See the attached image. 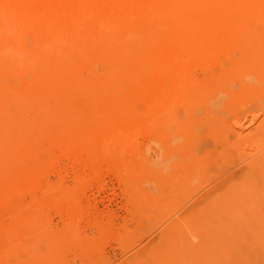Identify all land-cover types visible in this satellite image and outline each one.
Masks as SVG:
<instances>
[{"label":"rangeland","instance_id":"obj_1","mask_svg":"<svg viewBox=\"0 0 264 264\" xmlns=\"http://www.w3.org/2000/svg\"><path fill=\"white\" fill-rule=\"evenodd\" d=\"M100 1H102L101 4ZM123 6V0H0V39L5 40L1 42L2 44L0 43L2 45L0 46V72H2L0 74V264L4 260H7L4 261L5 264L10 260L13 263L19 258H22L20 264L37 263V260H34L36 258L41 261L37 264H264V176L254 177V183H248L251 179H249V172L254 167L246 166L251 158H255L253 152L258 147L264 153V130L260 131L262 138L258 130V124L264 118L263 75H257L251 71L249 75L243 72L233 76L229 80L231 86L229 90L215 91L212 100L197 107L194 112L196 118L187 123L190 128L188 129H192L189 133L191 137L188 136L186 139L184 136H174L175 138L172 137L173 135L170 136L172 141L170 146L189 145L190 142L191 149L203 147L200 154L204 155L210 151L209 155L213 153L214 148L209 147L211 144H217L214 142L219 140L217 149H221L220 156L225 152L223 149L231 151L228 152L230 156L223 155L219 159L220 153L216 149L215 152L219 153L218 156L215 153L217 157L215 159L219 160L217 164L213 163L212 167L209 164V168L212 169L208 170L207 167V171L204 169L205 173H200L198 171L202 170H198L196 178L186 182L182 171L184 157L179 154L178 149L175 151V146L174 149L172 148L173 154L171 151V154L167 153L165 150L167 138L165 142L160 141L153 132H150L152 130L145 120L158 107L159 97L163 96V93L169 94L170 90V94L173 93V79L168 78L163 81L164 83L155 85L150 82L145 84L141 82L142 76L140 79L139 75H132L126 69H121L124 63L140 73L146 68L142 58L134 61L124 53L128 47H132L131 35L141 36L143 30L118 34L114 29L107 28L109 21L115 20L116 15L125 10ZM162 9L161 3L155 4L152 7V13L158 16ZM61 15L63 18L60 17ZM14 18L16 20L19 18L17 22L15 21L17 24L20 21L19 26L13 21ZM105 20H107L106 24ZM150 22L143 20L145 26H148ZM93 23L96 24V30ZM189 23L197 25L201 22L192 20ZM41 25L45 30L40 27L39 35H34ZM103 26L106 27L105 30ZM11 27L14 28V32ZM261 29L263 27L258 24L249 27V31L252 32L250 36L253 35L251 38L253 42L247 43L249 46L252 45L250 47L255 48L257 45L259 48H264V41H262L264 39L256 34L263 33L264 29L263 31ZM10 30L16 39L12 33L9 34ZM98 33L105 36L104 39H118L115 44L105 43L108 51L119 54L117 61L115 60L111 65H103L98 60L93 65L94 69L90 65L82 66L76 78L70 73H60L59 76H55L54 69L67 66L78 53L102 49L103 43L101 47L100 45L93 47L94 42L91 41L92 34ZM4 34H6L5 38ZM11 37L14 38L12 41ZM259 37L260 41H258ZM12 42L15 46L18 44V47L14 49L11 45L12 49L6 48V43L13 44ZM233 48L237 51L239 47ZM238 51L235 53L231 50V56L234 59L246 58L243 49L239 48ZM233 52L234 55H232ZM173 53L171 51L168 56H173ZM7 54L8 56L11 54L10 57L13 56V58L18 54L19 65L15 66L16 72L22 73L18 78V74L12 70L15 68L13 63L9 66L5 62ZM219 55H217L219 59L211 60H216L214 62L217 63L210 61L211 63H206L209 64L208 66L200 65V63L194 65L188 78L193 82L201 83L204 79L210 78L211 74L219 73L223 65L220 64L221 60L225 65V62H230L231 58L224 54L223 58L227 56L228 58L221 59L222 56ZM43 60L44 65H41L39 69L36 63ZM47 60H49L48 63ZM61 61L66 63H60ZM261 61L264 64V58H261ZM251 62L247 60L245 65L255 67L256 65ZM60 69L59 71L62 72L64 68ZM127 75L130 77L128 78ZM59 77H61L60 82ZM126 79L128 81L132 79V83L140 85L135 87V90H133L134 85L130 89H121L115 99L107 95L105 91L99 90L102 92L99 94L96 90L98 87L101 88V84L111 86ZM182 79L186 80V78ZM46 81L49 82L48 85L52 84L56 91L61 90L65 82L67 86L63 85L61 90L64 94L52 89L28 88L30 85L43 84ZM62 81H64L63 84H60ZM99 81L102 83L100 84ZM53 82L56 87L58 86L57 88H54ZM66 87H69V92ZM66 91L72 94L65 95ZM153 92L157 97H152L155 96ZM148 95L152 98L151 100L154 99L153 102L158 101V103L156 105L150 103ZM60 96H63L65 103L63 99L60 100ZM127 97L130 98L129 101ZM116 99L117 101H114ZM120 102L123 107L120 106ZM110 106L113 111L110 110ZM174 111L172 108V114L176 119L180 120L179 122H185L184 116L186 117L187 109L179 104L175 105ZM70 112L73 113L74 118L70 117ZM91 112L94 116L100 113L98 119L97 116L94 119ZM112 116L114 118L111 119ZM105 120L108 121H106L107 124L104 123ZM114 121L118 124L124 123L125 128L129 125L125 130L126 134H122L124 136L117 134L109 127L110 123L116 124ZM215 123L216 126H214ZM217 123H221L219 124L221 131L217 128L219 127ZM170 124L169 130L174 131L173 123ZM101 125L104 126V130L106 128L104 132L108 130L113 137L115 136V142L118 145L114 144L115 150H111L113 148L110 140L107 143L102 142L103 147L100 146L99 150L98 143L95 147L94 143L90 142L92 140L87 142V138L89 136L90 139L93 138L94 131L100 129ZM231 127L236 131L231 129L230 132L238 131L242 136L248 133V130L253 131L251 129L254 127L258 130L256 133H260L259 139L256 133L248 134V136H254L250 138L253 143L255 139L256 141L262 139L260 145L256 142L258 147L250 144L251 148L244 142L249 139L246 137L247 134L245 138L242 137L244 139L242 141V138L235 137L239 136L238 132L235 133L236 135L233 133L228 135L229 138L233 135L235 139V142H232L230 138L231 143L236 146L242 141L246 148L233 145L231 149L228 147L229 144L221 145L226 140L227 143L229 142L227 134ZM222 128L226 132H223ZM213 130L217 131L216 135ZM221 132L227 133L224 135L227 136L225 139H222L224 138L222 136L218 137L222 134ZM214 135L217 136L216 140ZM250 139L248 141L251 142ZM239 140L240 142L237 143L236 141ZM194 141L199 147L194 144ZM201 141L209 146L201 145ZM188 145L185 146L187 151ZM204 145L209 149L206 147L207 150ZM118 147L128 148L123 155ZM98 151L101 153L99 154ZM193 151H189L191 152L189 155L195 159ZM250 152L253 153L252 157ZM261 152L258 153L261 155ZM215 154H213L214 157ZM212 156L210 155L209 158ZM255 156L256 159L260 157ZM122 161L131 165L127 167L124 163L122 164ZM255 161L253 160L252 164ZM172 180L178 183H170ZM251 181L253 182V179ZM232 197L233 200H231ZM40 242L42 244L38 245ZM37 245L40 246V252L43 255L40 253L35 255L34 252H37L39 248L35 249L34 255L31 254L30 249ZM28 250L32 256L28 258L32 259L31 262L27 259L29 263L26 260ZM48 256H52L51 259L54 260L50 261Z\"/></svg>","mask_w":264,"mask_h":264},{"label":"bare ground","instance_id":"obj_2","mask_svg":"<svg viewBox=\"0 0 264 264\" xmlns=\"http://www.w3.org/2000/svg\"><path fill=\"white\" fill-rule=\"evenodd\" d=\"M15 1V0H14ZM134 1H136V2H134ZM60 2V1H59ZM70 2V1H69ZM93 2V1H92ZM92 2H91V4H92ZM101 2L102 1H100V4H101ZM95 3V2H94ZM107 3V2H106ZM162 4V7H163V9H162V12H161V14H159L158 16H156V15H154V13H152V7L155 5V4ZM69 4V3H68ZM96 4V3H95ZM73 5V4H72ZM71 5V6H72ZM123 7H124V11H122V13H118V15H116V18H115V20H110L109 21V24L107 25V28H111V30L112 29H114L115 30V32H117L118 34H128V33H133V32H135V30H143L142 32H143V34L141 35V36H136L135 35V37L133 36V35H131L132 36V47H128V45H127V51H125L124 53L126 54V56L127 57H129L130 59H132V60H138V58H142V62L143 63H145V65H146V68H144V72H142V73H140V72H137V70L135 69V68H133V67H131V66H129V65H127V63L124 65V64H122V67H121V69L122 68H124V69H126V71H128V72H130L132 75L133 74H137V76L139 75V77H140V79H141V76L143 77L142 78V80H141V82L143 81V83H147V82H150V83H153L154 85L155 84H160V82H163L164 80H166V79H170V78H172L173 79V82H172V84L174 85V87L173 86H171V87H173V93L172 94H170L171 93V90H170V92H169V94L168 93H163L164 95L163 96H160L159 98V105L157 104L158 103V101H157V103H155V102H153L154 101V99L153 100H151L152 98L150 97V95H148V97L150 98V103L152 102L153 104H157V108L154 110V111H150L151 113L149 114V116L147 117V119H145L146 120V123L148 124V126H150V128H151V130L152 131H150V132H153L154 133V135L157 137V138H159L160 139V141L161 140H163L164 142H165V139L167 138V141L165 142V144L167 143V145H166V147H165V150L167 151V153L169 152L170 154H171V152H172V148L174 147L175 148V151H176V149H178V151H179V154L180 155H182L183 157H184V165H183V168H182V171H183V179H184V181H186L187 182V180L188 181H192V180H194L195 178H196V174L198 173V172H200V173H205L206 171H207V167H208V170H210V169H212V168H209V166L211 165V167H212V165H214V164H217V162L219 161H217L216 159H217V157H216V154H217V156H218V154L220 153V150L219 149H217V144H218V142H220V140H219V138H218V140L219 141H216V142H214V143H217V144H211L212 146H214V147H212L211 145H210V149H212V148H214V152L213 153H211L210 155L212 156L213 154H215V157H214V155L211 157V158H209L210 157V155H209V153L211 152H209L208 154L207 153H205L206 155H204V154H200V151H201V153H202V150H203V147H202V149H194V148H192L191 149V147H189L190 146V142H189V145L188 144H186V145H188V151H187V149H186V145L185 144H183V145H179V144H177V145H174L173 147L172 146H170V144H171V135H173L172 137H174V136H184V138L186 137V139H187V137L188 136H190L191 137V135H189V133H190V131L192 130H189L190 128H189V126H188V122L190 121H192L193 120V118L195 117L196 118V116L194 115V112L197 110V107L200 105V104H202V103H205V102H208V101H210V100H212L214 97H213V95H214V93H215V91H218V90H221V92L222 91H227V90H229V88H231V86H230V84H229V80L233 77V76H236V75H238L239 73H243V72H246V74H250V73H256L257 75H263V77H264V64H262V61H261V58H264V48H259V47H257V45H256V47L254 48V47H250V46H252V45H248L249 43V41H252L251 40V38H252V36H250L251 34H252V32L251 31H249V27L251 26V25H257L258 24V26H261V27H263V29H264V0H129V1H127V0H123ZM89 6V5H88ZM102 6V5H101ZM159 6V5H158ZM157 6V7H158ZM92 7H94V6H92ZM92 7H87L88 9H90V8H92ZM160 8V7H159ZM87 9V10H88ZM94 10H96L95 8H93ZM161 9V8H160ZM57 10V9H56ZM65 10V9H64ZM91 11V10H90ZM154 12V11H153ZM155 12H156V10H155ZM66 13V12H65ZM33 15V14H32ZM1 17V16H0ZM60 17H62V15L60 16ZM26 18V17H25ZM63 18V17H62ZM83 18H84V16H83ZM90 18V17H89ZM15 20H13L14 22L16 21L17 22V20L19 19V18H17V20H16V18H14ZM5 20V19H4ZM59 20H61V19H59ZM58 20V21H59ZM78 20V19H77ZM84 20H87V19H84ZM143 20L145 21V20H147V22H149V21H151L150 22V24L148 25V26H145L144 24H143ZM192 20H197V21H199V22H201L200 24H197V25H194V24H192V23H189V22H191ZM10 21L11 22H13L11 19H10ZM10 21H5V22H10ZM64 21H65V19H64ZM83 21V20H82ZM88 21V20H87ZM92 21H94V20H92ZM15 22V24L16 25H18L19 24V22H18V24ZM54 22H56V20L54 19ZM86 22V21H85ZM102 22V21H101ZM105 22V24H106V22H107V20H105L104 21ZM53 23V22H52ZM59 23H61V21L59 22ZM86 23H88V22H86ZM97 23V25H98V21L96 22ZM10 24V23H9ZM83 24V23H82ZM82 24H81V26H82ZM95 23H93V25H94ZM104 24V23H103ZM85 25H87V24H85ZM91 25H92V23H91ZM10 26V25H9ZM19 26V25H18ZM80 26V27H81ZM84 26V25H83ZM90 26V25H89ZM106 26V25H105ZM105 26H103V27H105ZM13 27V26H12ZM11 27V28H12ZM28 27V26H27ZM40 27H43L42 25L41 26H39L37 29H36V31H35V34L34 35H39V32H40V30H41V28ZM55 27V26H54ZM79 27V26H78ZM79 27V28H80ZM95 27H96V24H95V26H94V29H95ZM19 28V27H18ZM21 28V27H20ZM25 28V27H24ZM86 28V27H85ZM85 28H84V32H85ZM92 29H93V27H91ZM99 28H100V25H99ZM7 29V28H6ZM91 29V32L93 31ZM96 29H97V27H96ZM95 29V30H96ZM104 30L106 29V27L105 28H103ZM251 29V28H250ZM263 29H261L262 31H263ZM12 30H13V32H14V28H12ZM12 30H10L11 32L9 33V34H11L12 33ZM22 31H23V29H21ZM43 30H45V28L43 27ZM82 30V29H81ZM99 31H100V29H98ZM151 30H153V32H150ZM252 30V29H251ZM7 31H8V29H7ZM83 31V30H82ZM155 31V32H154ZM254 31H256V30H254ZM253 31V32H254ZM16 32V31H15ZM26 32V31H25ZM101 32V31H100ZM257 32V31H256ZM1 33H2V31H1ZM5 33V32H4ZM90 33V32H89ZM97 33V32H96ZM108 33V32H107ZM139 33V32H138ZM151 33V34H150ZM16 34V33H15ZM25 34V33H24ZM24 34H23V36H24ZM117 34V35H118ZM256 34H258V36H260L262 39H264V31H263V33H256ZM5 36H4V38L6 37V34H4ZM14 34L12 33V36H13ZM26 35V34H25ZM96 35V34H95ZM94 34H92V37H91V41H93L94 42V45H93V47H96V46H99L100 45V47H101V44L103 43V45L104 46H102L103 48L102 49H99V51H91V50H88L89 52H83V53H78L76 56H75V58L67 65V66H65V67H60L61 69L62 68H64V69H62V72L61 71H59V69L58 68H56V70L54 69V71H55V76L56 75H60V73L61 74H65V73H67V74H72L73 76L72 77H77V75H78V71H80L79 69H81V67L83 66V67H85L86 65L88 66V65H90V67L92 68V69H94V67H93V65H94V63L96 64V62L99 60V62L100 63H102L103 65H111V64H113L114 62H115V60L117 61V57L119 56V54L118 53H116V52H114V51H108V47H106L107 46V44H105V43H116L117 41H118V39H115V38H113V39H110V38H108V39H104L103 37H105V36H102V34L100 33H98L96 36H95ZM11 36V35H10ZM17 36H19V34L17 35ZM33 36V35H32ZM83 36V35H82ZM256 36V35H255ZM2 37V36H1ZM14 37V36H13ZM27 37V36H26ZM25 37V38H26ZM34 37H36V36H34ZM83 37H85V36H83ZM260 37H259V39H258V41H260ZM15 38V37H14ZM13 38V39H14ZM21 38H22V36H21ZM24 38V37H23ZM29 38V37H28ZM28 38H27V40H28ZM106 38V37H105ZM12 39V37H11V41L13 40ZM16 39V38H15ZM33 39V38H32ZM78 39V38H77ZM86 39V38H85ZM255 39V38H254ZM0 40H2V41H0V43L1 42H4L5 40H3V38H1ZM131 40V39H130ZM11 41H10V39H9V42L11 43ZM15 41V40H14ZM43 41V40H42ZM262 41H264V40H262ZM8 42V41H7ZM24 42H26V41H24ZM29 42V41H28ZM28 42H27V44H28ZM253 42V41H252ZM256 42H257V40H256ZM13 44H7L6 43V48L8 47V49H12V47H11V45L12 46H14L13 48L15 49V47L17 48L18 47V44H17V46H15L14 45V42H12ZM16 43H17V41H16ZM15 43V44H16ZM64 43V42H63ZM62 43V44H63ZM248 43V44H247ZM2 44V43H1ZM62 44H61V46H62ZM92 44V43H91ZM9 45V46H8ZM40 45V44H39ZM60 45V44H59ZM112 45V44H111ZM0 46H2V45H0ZM65 46H67V45H65ZM233 47H236V49H237V47H239V48H241V50L243 49V51H244V53L246 54V58H244V59H234L233 58V56H231V50L232 51H235V53L238 51V49H237V51L236 50H234V48ZM31 48V47H30ZM61 48V47H60ZM19 49V48H18ZM21 49V48H20ZM19 49V50H20ZM32 49V48H31ZM3 50H4V47H3ZM0 51H1V49H0ZM6 51V50H5ZM86 51V50H85ZM174 52L172 55L173 56H168V53L170 54V52ZM240 51V50H239ZM238 51V52H239ZM13 52V51H12ZM15 52V51H14ZM13 52V53H14ZM16 52H18V50H16ZM242 52V51H241ZM13 53H11L12 55H14ZM20 53V52H19ZM244 53H242V54H244ZM10 54V55H11ZM219 54H221V56L222 55H224V54H226V55H228V56H230L231 58H230V62H225V65H224V63H222V60H221V62H220V64L222 65V67H221V71L219 72V73H213V74H211V77L210 78H206V79H204L203 80V82H201V83H197V82H193V80H191V79H189L188 77H189V75L191 74V72H192V67L194 66V65H197L198 63H200V65L202 64H206L207 62L208 63H211V62H213V63H217V62H214V61H216V60H214V61H211V60H213V59H219L218 57H217V55H219ZM244 54V55H245ZM5 55V54H4ZM10 55L8 56V54H7V56H6V63L7 64H9V66L11 65V63H13V65H14V67L16 66L17 67V65H19V57H18V54H16L15 55V58H13V56H11L10 57ZM225 55V56H226ZM232 55H234V52H233V54ZM243 55V56H244ZM0 56H1V54H0ZM22 56V55H21ZM72 56H74V54L72 55ZM93 56V57H92ZM220 56V55H219ZM228 56L227 57H224L225 59L226 58H228ZM10 57V58H9ZM69 57V56H68ZM215 57H217V58H215ZM250 57V58H249ZM1 58V57H0ZM49 58H51V56L49 57ZM48 58V59H49ZM52 58H53V56H52ZM223 58V56H222V58L221 59H224ZM29 59V58H28ZM28 59H27V61H28ZM2 60H4V59H2ZM50 60H52V59H50ZM61 60H62V58H61ZM75 60V61H74ZM129 60V59H128ZM247 60H249V61H252L251 63H254L256 66L254 67H248V65L246 66L245 65V63L247 62ZM32 60H30V62H31ZM48 61L49 60H47V63H48ZM53 61V60H52ZM68 61V60H67ZM211 61V62H210ZM226 61H228V60H226ZM38 62V61H37ZM54 62H56V59H54ZM65 61H61L60 63H64ZM219 62V61H218ZM0 63H1V61H0ZM36 63V62H35ZM44 63V60L43 61H40L39 63H36L38 66V68L40 69V66L41 65H44L43 64ZM66 63V62H65ZM228 65H227V64ZM21 64V63H20ZM36 64H35V66H36ZM57 64V63H56ZM46 65V64H45ZM127 65V66H126ZM199 65V64H198ZM207 66L209 65V64H206ZM205 65V66H206ZM212 65V64H211ZM227 65V66H226ZM8 65H7V67H9ZM120 66V65H119ZM13 67V66H12ZM13 67V68H14ZM16 67L14 68V69H12V70H14L13 72H16L17 71V69H16ZM19 68H20V66H18ZM47 67V66H46ZM135 67V66H134ZM195 67V66H194ZM28 68V67H27ZM16 69V70H15ZM60 69V70H61ZM1 70V69H0ZM10 70V69H9ZM23 69L21 68V71H22ZM27 70V69H26ZM33 70V69H32ZM117 71V70H116ZM252 71V72H251ZM19 72V71H18ZM42 72V71H41ZM2 72H0V74H1ZM17 73V72H16ZM21 73V72H20ZM20 73H17L18 74V76H17V78L19 77V74ZM93 73H95V72H93ZM212 73V72H211ZM15 74V73H14ZM22 74V73H21ZM9 75H10V73H9ZM51 75V74H50ZM94 75V74H93ZM130 75V74H129ZM12 76V75H11ZM40 76V75H39ZM99 76V75H98ZM98 76H96L95 75V77H98ZM128 76V75H127ZM136 76V77H137ZM68 77H70V76H68ZM71 77V78H72ZM100 77V76H99ZM130 76H128V78H129ZM134 77H135V75H134ZM16 78V79H17ZM54 78V77H53ZM64 78V77H63ZM125 78V77H124ZM123 78V79H124ZM138 78V77H137ZM182 78H186V80H183ZM50 79H52V78H50ZM54 79H56V78H54ZM59 79H60V81H61V77H59L58 78V81H59ZM65 79H66V76H65ZM65 79H64V81H65ZM73 79V78H72ZM78 79V78H77ZM98 79V78H97ZM118 79V78H117ZM133 79V78H132ZM131 79V80H132ZM45 80V79H44ZM63 80V79H62ZM71 80V79H70ZM128 81V79H126V80H124V81H121V82H119V83H114V85H111V86H105L104 84H101L100 83V81H99V83L101 84V88H95L96 90H98V92H99V90H102V92L103 91H105V93L107 94V95H109V96H111V97H113L114 99L117 97V93L121 90V89H125V88H132V86L134 85V89L133 90H135L136 88L135 87H137L138 85H140V84H137V85H135L134 84V82L132 83V81ZM136 80V79H135ZM188 80V81H187ZM259 80V79H258ZM14 81V80H13ZM52 81V80H51ZM57 80H55V82H56ZM59 81V82H60ZM64 81H62L60 84H63V82ZM77 81H79V79L77 80ZM137 81V80H136ZM66 82V81H65ZM64 82V84L63 85H65L66 83ZM72 81H70V83H71ZM118 82V81H117ZM16 83H17V81H16ZM15 83V84H16ZM24 83V82H23ZM48 83L49 82H45V83H41V84H34V85H30L28 88H30V89H32V88H43V89H52L53 91H56L55 89H53V86H52V84H49L48 85ZM52 83V82H51ZM54 83V82H53ZM69 83V82H68ZM77 83V82H76ZM80 83V82H79ZM105 83V82H104ZM111 83V82H110ZM143 83H141V85H143ZM164 83V82H163ZM59 84V85H60ZM107 84V83H106ZM62 85V86H63ZM69 85V84H68ZM74 85V84H73ZM72 85V86H73ZM96 85V84H95ZM153 85V87L154 88H156L155 86ZM259 85V84H258ZM13 86V85H12ZM62 86H61V90H62ZM65 86H67V85H65ZM70 86V85H69ZM71 86V87H72ZM86 86V85H85ZM88 86V85H87ZM98 86V85H97ZM144 86V85H143ZM160 86V85H159ZM159 86H157V87H159ZM56 87V85H55V83H54V88ZM58 87V86H57ZM56 87V88H57ZM60 87V86H59ZM71 87H70V89H71ZM73 87H75V86H73ZM73 87H72V89H73ZM88 87H90V86H88ZM152 87V86H151ZM164 87V86H163ZM169 87V86H168ZM20 88V87H19ZM18 88V89H19ZM67 88V87H66ZM144 88H146V87H144ZM166 88V87H165ZM170 88V87H169ZM256 88H259V87H257L256 86ZM22 89H24V88H22ZM71 89V90H72ZM91 89H92V87H91ZM90 89V90H91ZM153 89V88H152ZM158 89H160V87L158 88ZM168 89V88H167ZM20 90V89H19ZM51 90V91H52ZM61 90H59V91H61ZM67 90H68V92H69V87L67 88ZM70 90V91H71ZM75 90H78V89H76L75 88ZM89 90V91H90ZM154 90V89H153ZM161 90V89H160ZM166 90V89H165ZM261 90V89H260ZM263 90V89H262ZM59 91H56V92H59ZM64 91V90H63ZM79 91H80V89H79ZM152 91V90H151ZM162 91V90H161ZM48 92H50V90L48 91ZM67 91H66V93H65V95H70V94H72V93H68ZM77 92V91H76ZM92 92V91H91ZM95 92V91H94ZM93 92V93H94ZM101 91L99 92V94L100 93H102ZM125 92V91H124ZM128 92L130 93V91L128 90ZM165 92V91H164ZM17 93H19V92H17ZM61 93H62V91H61ZM68 93V94H67ZM87 93V92H86ZM85 93V94H86ZM89 93V92H88ZM128 93V94H129ZM134 93H135V91H134ZM133 93V94H134ZM154 93V92H153ZM152 93V94H153ZM155 93H157L156 91H155ZM155 93L153 94V95H155ZM159 93H162V92H159ZM59 94V93H58ZM62 94H64V93H62ZM95 94V93H94ZM98 94V93H97ZM96 94V95H97ZM98 94V95H99ZM127 94V95H128ZM65 95H63L64 97H65ZM68 95V96H69ZM87 95V94H86ZM104 95V94H103ZM1 96V95H0ZM63 96H60L61 98H60V100H64V103H65V99L63 98ZM88 96V95H87ZM90 96V95H89ZM105 96V95H104ZM130 96V95H129ZM158 96H159V94H158ZM107 98H109L108 96H106ZM133 97V96H132ZM148 97H147V99H148ZM152 97H157V95H155V96H152ZM4 98V97H3ZM14 98V97H13ZM17 98V97H16ZM66 98H68L67 96H66ZM70 98V97H69ZM103 98V97H102ZM101 98V99H102ZM105 98V97H104ZM106 98V99H107ZM129 97H127L126 99H128ZM119 99V98H118ZM123 99V98H122ZM126 99H125V101H126ZM146 99V100H147ZM156 100H157V98H155ZM130 100V98L128 99V101ZM67 101V100H66ZM114 101H117V99L116 100H114ZM114 101H113V103H114ZM148 101V100H147ZM68 102V101H67ZM108 102H109V99H108ZM108 102H107V105H108ZM121 102H123V101H121ZM120 102V106L121 107H123L122 106V103ZM102 103V102H101ZM110 103V102H109ZM116 103H118V102H116ZM150 103H149V105H150ZM79 104V103H78ZM77 104V105H78ZM92 104H94V103H92ZM124 104V103H123ZM148 104V103H147ZM180 104V106H184L185 107V109H187V113H186V117L184 116V118H186L185 119V122L183 123L182 121L181 122H179L177 119H176V117L174 116V114H172V108H173V111H174V107H175V105H179ZM12 105H15V104H12ZM12 105H11V107H12ZM76 105V104H75ZM76 105V106H77ZM84 105H86V104H84ZM88 105V104H87ZM90 105V104H89ZM102 105V104H101ZM115 105H117V104H115ZM115 105H113L114 106V108H116V106ZM126 105V104H125ZM15 107H17L16 105H15ZM73 107H75V106H73ZM91 107H93V106H91ZM90 107V108H91ZM96 107V106H95ZM109 107V106H108ZM107 107V108H108ZM111 107V106H110ZM119 107V106H118ZM120 107V108H121ZM125 107V106H124ZM153 108L155 107L154 105L152 106ZM18 108V107H17ZM97 108V107H96ZM99 108V107H98ZM10 109V108H9ZM12 109V108H11ZM69 109V108H68ZM92 109H94V108H92ZM103 108H102V106H101V110H102ZM118 109V108H117ZM116 109V110H117ZM123 109V108H122ZM152 109V108H151ZM70 110V109H69ZM91 110V109H90ZM97 110V109H96ZM110 110H112V107H111V109ZM127 110V109H126ZM11 111H13V110H11ZM93 111V110H92ZM107 111V110H106ZM113 111V110H112ZM176 111V110H175ZM174 111V112H175ZM96 112V111H95ZM110 112V111H109ZM121 113L120 114H122V111H120ZM183 112V113H184ZM65 113V112H64ZM99 113V112H98ZM107 113H108V111H107ZM112 113V112H111ZM133 113V112H132ZM179 113V112H178ZM70 117H73V113L72 112H70ZM93 113L91 112V115H92ZM100 114V113H99ZM99 114H98V116H99ZM119 114V115H120ZM148 114V113H147ZM147 114H146V116H147ZM87 115V114H86ZM85 115V119H87V116ZM90 115V116H91ZM109 115V114H108ZM111 115V114H110ZM126 115V114H125ZM133 115V114H132ZM131 115V116H132ZM136 115H137V113H136ZM135 115V117H137L138 118V116H136ZM175 115H176V113H175ZM184 115V114H183ZM94 115H92V117H93ZM97 116V115H96ZM96 116H94V119H96ZM98 116H97V119H98ZM122 116H123V114H122ZM130 116V115H129ZM100 117L101 118H103V116H101L100 115ZM108 117V116H107ZM132 117H134V116H132ZM74 118V117H73ZM112 118H114L113 116L111 117V119ZM140 118V117H139ZM144 118V117H143ZM94 119H93V121H94ZM110 119V120H111ZM192 119V120H191ZM262 119V118H261ZM115 120V119H114ZM123 120H125L124 119V117H123ZM183 120V119H182ZM218 120H220V119H218ZM85 121V120H84ZM106 121L107 120H105L104 121V123L105 124H107L106 123ZM215 121H217V120H215ZM214 121V122H215ZM86 122H88V121H86ZM96 122V121H95ZM108 122V121H107ZM111 122V121H110ZM109 122V123H110ZM114 122H116V121H114ZM119 122V121H118ZM121 122V121H120ZM189 122V123H190ZM100 123V122H99ZM108 123V124H109ZM145 123V124H146ZM170 123H173V125H174V127H173V129H175L174 131H170L169 130V128H168V125L170 124ZM260 124H258V127H259V129H258V127H257V125H255L256 127H257V129L259 130V132L261 131H263L264 130V118H263V120L261 121V122H259ZM113 123H110V125L111 126H109L112 130L114 129L115 130V132H117V134H126V128L128 129V124L126 123V125H128V126H126V128H125V125H123L124 123H117L116 122V124H114V125H112ZM219 124H221V123H217V126L219 125ZM223 124V123H222ZM170 125H172V124H170ZM210 125V124H209ZM108 126V125H107ZM208 126V125H207ZM214 126H216V123H215V125ZM222 126V125H221ZM254 126V127H255ZM99 128H100V126H98ZM104 127V126H103ZM103 127H102V125H101V128L100 129H98V130H96V131H94V133H93V138H87V142L89 141V140H92V141H90L93 145H95V147L98 145L99 147H97L98 148V150L100 149V146L101 147H103L102 145H103V143L102 142H106L107 143V141H109L110 140V145L112 146V148L113 149H111V150H115L114 148V146H116L117 144H116V139H115V136L113 137V134L112 133H109L108 132V130H107V132H104L105 130H106V128H105V130L103 129ZM190 127H191V125H190ZM254 127L251 129V130H253V131H250V130H248L249 132L248 133H246L247 134V136H246V134H244V132H242L244 135L242 136V135H240L241 134V132H240V134H239V132H238V134H239V136H235V137H237L238 139L240 138H242V137H244L245 138V136L247 137V138H253L254 136H252V137H250L251 135H249L248 136V134H251V133H256L258 130L257 129H254ZM96 128V127H95ZM110 128H108V129H110ZM147 128V127H146ZM189 128V129H188ZM212 128H214V127H212ZM218 129L220 128V125H219V127H217ZM223 128H225L224 126H223ZM222 128V131L223 132H226V130L225 129H223ZM228 128V127H227ZM226 128V129H227ZM85 129V128H84ZM111 129H110V131H111ZM208 129H209V127H208ZM232 129V127L230 128V129H228V131L229 130H231ZM93 130V129H92ZM102 130V131H101ZM113 130V131H114ZM212 130V129H211ZM217 130V129H216ZM220 131H221V129H219ZM232 130H234V129H232ZM257 130V131H256ZM113 131H111V132H113ZM139 131V130H138ZM148 131H149V129H148ZM206 131V130H205ZM208 131V130H207ZM206 131V132H207ZM213 131H215V130H213ZM218 131V130H217ZM217 131H215L214 132V134L216 135L217 133ZM227 131V132H228ZM234 131H236V130H234ZM255 131V132H254ZM115 132H113V133H115ZM237 132H235V133H237ZM258 132V134H257V136L258 135H260V133ZM153 133H150L151 135L153 134ZM208 133H210V132H208ZM218 133H220L219 131H218ZM222 133V132H221ZM232 134L233 132H228V134H227V136L229 135V134ZM235 133H233V135L235 134ZM92 134V133H91ZM223 134V133H222ZM222 134H220V136H218V137H220L221 138V136L222 137H224V138H222V139H225L227 136H224V135H226L225 133L222 135ZM230 134V135H231ZM89 135V134H88ZM214 135V136H215ZM219 135V134H218ZM229 135V136H230ZM233 135H232V138H231V140H232V142H235V139H233L234 137H233ZM236 135V134H235ZM86 136H87V134H86ZM122 136H124V135H122ZM211 136V135H210ZM229 136H228V138H229ZM256 136V137H257ZM261 138L264 136V134H263V136H262V133H261ZM260 136H258L257 138L259 139V137ZM92 137V136H91ZM129 138V137H128ZM175 138V137H174ZM178 138V137H177ZM180 138V137H179ZM230 138L228 139L229 140V142L227 143V140H226V142L224 141V140H221V142L222 141H224L225 143H223L222 142V144L221 145H228L229 144V146L228 147H231V149H232V147H234L235 145L233 144V143H231V140H230ZM84 139V138H83ZM83 139H82V142H84L83 141ZM125 139V138H124ZM185 139V140H186ZM189 139V138H188ZM191 140H195L194 138H190ZM214 139V138H213ZM217 139V136H215V140ZM238 139H236V140H238ZM243 139V138H242ZM249 139H247V141H244V139L242 140V141H244L245 142V144H249V146H250V144H253V145H251V146H254V147H258V144L260 145V140L262 141V139H260V140H257L256 141V139H255V143H253L252 142V140H251V142L250 141H248ZM84 140H86V139H84ZM197 140V139H196ZM246 140V139H245ZM187 141H189V140H187ZM198 141V140H197ZM240 142V140L239 141H236L237 143L238 142H240V143H243V142ZM163 142V143H164ZM186 142V141H185ZM196 141H194V144L197 146V143H195ZM199 142H200V140H199ZM198 142V144L200 145V143ZM247 142H250V143H247ZM264 142V141H263ZM85 143H86V141H85ZM98 143V144H97ZM187 143V142H186ZM201 143H202V141H201ZM227 143V144H226ZM240 143H238V145H236L235 147H245L246 145L244 144V146H243V144H240ZM97 144V145H96ZM114 144H116V145H114ZM193 144V143H192ZM203 144H207V143H205V142H203L201 145H203ZM232 144V145H231ZM239 144H240V146H239ZM86 145V144H85ZM204 145V147L206 148L207 146H205ZM208 145V144H207ZM234 145V146H233ZM242 145V146H241ZM257 145V146H256ZM88 146V145H87ZM109 146V145H108ZM107 146V147H108ZM118 146V145H117ZM192 146V145H191ZM209 146V145H208ZM250 146V147H251ZM94 147V146H93ZM94 147V148H95ZM122 147V146H121ZM119 148V150L120 151H122V153L121 154H123V152H126L127 151V148L129 147H127V148H124L123 147V149L122 148ZM197 147H199V146H197ZM218 147H219V144H218ZM221 147V146H220ZM228 147H224L223 146V148H227V149H229ZM250 147L248 148V149H250ZM254 147H253V151H255L254 150ZM90 148V147H89ZM97 148H96V152H97ZM173 148V149H174ZM190 148V149H189ZM208 148V147H207ZM206 148V149H207ZM208 148V149H209ZM246 148V147H245ZM252 148V147H251ZM103 149H105V148H103ZM125 149H126V151H125ZM171 149V150H170ZM207 149V150H208ZM217 149V150H216ZM230 149V150H231ZM234 149V148H233ZM102 150V149H101ZM109 150H110V148H109ZM108 150V151H109ZM193 150H195V151H193ZM215 150L216 151H218V152H215ZM257 150H260V148L258 147L257 149H256V151L255 152H253L254 153V157L255 158H251L250 159V164H252V161L254 160H256L255 162H253V164L252 165H250L249 163H248V165L246 164V166H249V167H254V168H252L251 169V171L249 172V179L251 178V179H253V182L251 181V179L249 180V182L248 183H254V177H263L264 176V153H262L261 151L262 150H260V151H258V152H261V155L257 152ZM95 151V150H94ZM165 151V152H166ZM171 151V152H170ZM180 151H181V153H180ZM189 151H193L192 152V154H193V156L195 157V159L193 158V157H190V153H189ZM196 151L198 152V153H196ZM223 151H225V152H223L224 154L223 155H226L227 157L228 156H230V152L231 151H227V150H224L223 149ZM174 152V151H173ZM173 152H172V154H173ZM206 152H208V151H206ZM229 154V155H227V153ZM233 152V151H232ZM243 152H245V150L243 149ZM252 152V151H251ZM249 153L250 155H251V157H252V154L253 153ZM257 152V153H256ZM95 153V152H94ZM98 153H99V151H98ZM101 153V152H100ZM99 153V154H100ZM103 153V152H102ZM176 153H178V152H176ZM188 153V154H187ZM196 153V154H195ZM222 153V152H221ZM221 153L219 154V156L221 155ZM226 153V154H225ZM96 154V153H95ZM198 154H199V156H198ZM109 155V154H108ZM124 155V154H123ZM123 155H122V157H123ZM189 155V156H188ZM209 155V156H208ZM222 155V156H223ZM255 155H258V156H260V157H258L257 159H256V156ZM203 156V157H202ZM204 156H206L205 158H204ZM222 156H220V158L219 159H221V157ZM102 157H103V155H102ZM106 157V156H105ZM198 157V158H197ZM104 158V157H103ZM112 158H113V156H112ZM121 158V157H120ZM119 158V159H120ZM124 158V157H123ZM174 158V157H173ZM197 158V159H196ZM199 158H201V159H199ZM206 158H209V159H206ZM212 158H213V160H212ZM216 158V159H215ZM97 159V158H96ZM118 159V158H117ZM172 159V158H171ZM202 159H204V160H202ZM211 159V161H209ZM99 160V159H98ZM121 160H122V158H121ZM200 160V161H199ZM202 160V161H201ZM205 160H207L206 161V163L204 162ZM118 161V160H117ZM124 161V160H123ZM122 161V164L124 163L125 164V162H123ZM214 161V162H213ZM118 162H120V161H118ZM127 162V161H126ZM212 162V163H211ZM216 162V163H215ZM214 163V164H213ZM247 163V162H246ZM131 165V163H127V164H125V166L127 165V167H128V165ZM169 164H171V163H169ZM205 164V165H204ZM210 164V165H209ZM138 165V164H137ZM207 165V166H206ZM168 166H170V165H168ZM216 166V165H215ZM205 167V168H204ZM214 167V166H213ZM206 171H205V170ZM198 170H202V171H198ZM204 170V171H203ZM198 171V172H197ZM132 173V172H131ZM129 174V173H128ZM259 174L261 175V176H259ZM253 176V177H252ZM248 180V179H247ZM251 181V182H250ZM246 182V183H247ZM260 182V181H259ZM264 182V181H263ZM170 183H178V181H174V180H172ZM234 198L232 197L231 198V200H233ZM231 202H233V201H231ZM235 204H236V202H235ZM234 204V205H235ZM237 207V206H236ZM36 242V241H35ZM42 243H43V241H42ZM41 242H40V244H38V245H41L42 244ZM37 244V243H36ZM35 246V247H33V248H31L30 249V252H31V254L32 255H34L33 254V252L35 251V249L36 248H39V250H37V252H34L35 253V255H39L38 253H40V255H43V253L41 254V252H40V246ZM3 246V245H2ZM15 246V245H14ZM15 249V248H14ZM29 254H27V257H26V260L28 259V258H31L32 256H31V254H30V252H29V250L27 251ZM52 255H56V254H52ZM29 256V257H28ZM50 256V255H49ZM48 256V257H49ZM45 258L47 257V256H44ZM52 257V256H51ZM51 257H49L50 258V261H53L52 259H51ZM36 258V257H35ZM11 259V258H10ZM9 259V260H10ZM18 260V261H17ZM17 260H15V262H10V261H8L7 262V264L9 263V264H15V263H19L20 264V261H22V258L20 259H17ZM30 262L32 261V259H28ZM28 260H27V262H28ZM34 260H37V263H41V261L38 259V258H36V259H34ZM39 260V261H38ZM48 260V258L46 259V261ZM4 261H7V260H4ZM4 261H2V264H5V262ZM17 261V262H16ZM29 263V262H28ZM37 263H33L32 262V264H37ZM43 263V262H42ZM48 263V262H47ZM50 263H52V262H50ZM49 264V263H48Z\"/></svg>","mask_w":264,"mask_h":264}]
</instances>
